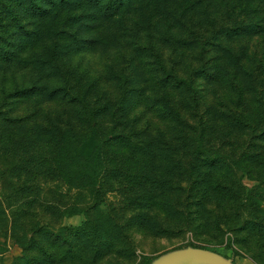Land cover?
Listing matches in <instances>:
<instances>
[{
	"label": "rangeland",
	"instance_id": "374dc122",
	"mask_svg": "<svg viewBox=\"0 0 264 264\" xmlns=\"http://www.w3.org/2000/svg\"><path fill=\"white\" fill-rule=\"evenodd\" d=\"M80 1L38 19L0 0V264H149L187 247L264 264V31L231 34L264 29V0ZM154 57L197 96L161 83ZM61 87L85 103L50 100ZM167 103L179 124L158 118ZM56 125L73 131L65 163Z\"/></svg>",
	"mask_w": 264,
	"mask_h": 264
},
{
	"label": "trees",
	"instance_id": "16d2710c",
	"mask_svg": "<svg viewBox=\"0 0 264 264\" xmlns=\"http://www.w3.org/2000/svg\"><path fill=\"white\" fill-rule=\"evenodd\" d=\"M41 2L44 1L45 4H42L39 2V0H27L26 2V7L25 9L30 11L28 12V14H31L34 18H38V19H45L49 17V14H51V7H59V8H64L66 6H72L74 4L71 5V2H80V0H59V5L56 6L55 2L53 0H46L47 2H49V4L45 1V0H40ZM132 0H84L83 5H87L89 7H91V9H96V10H105L107 11L108 14H116L115 12H118L116 9H121L123 6L128 5ZM76 5V3H75ZM10 10V8H8ZM104 11V15H106V12ZM108 16V15H107ZM54 17V16H53ZM10 20H13L15 23L16 27H21V33L18 35L20 38L22 39H26L27 41H30L29 39H31V32H29L28 30H26L25 28H23L24 26L21 25V23L18 21L19 17L16 16L11 17ZM237 28H233L231 30V34L232 36H239L241 34H247L249 36H254L255 34L261 33L264 31L263 26L261 27H257L255 24L253 25H246V26H242V28L240 29V31H237ZM41 32V30L37 31V33H32V37H38L39 33ZM231 36V37H232ZM156 58V57H154ZM155 61L157 62V64L159 65V68L161 70V79L160 82L161 83H165L164 85L167 86L169 85V87L174 90V91H178V92H185L187 94H189L191 97H196L197 96V90L196 87L191 80L187 81L185 79H179L176 76L173 75V73L164 68V65L162 64V62L160 61V59L156 58ZM208 70V69H207ZM207 70L205 68L203 69H199V70H195L191 73V75L193 76V74H202V76L206 77V72ZM233 78L237 79L235 74H233ZM214 80H216L215 78H212ZM58 90L62 91V95H67L68 99H72L74 100V102L76 103H85L84 101V97L83 95H79L77 93H72L70 88L67 87H61V88H56L53 90L49 91V94L51 95V99H53L54 93H56ZM55 99V98H54ZM61 99V98H59ZM62 100V99H61ZM130 104H127L125 107H129ZM174 105H170L169 103L164 104L162 106V109L158 108V112H160L162 115H158L159 119H161L162 122L165 123H175V124H179L180 121H182L181 119H179V113L178 110L176 109V107ZM86 110H88L86 108ZM89 112H87L88 115H92L94 113V111L89 110ZM155 112H157V110H155ZM168 116L172 119H170V122L166 119H168ZM244 119H242V117H234V121H236L237 123H239V125L243 124ZM57 131H56V142L58 141L60 143V146L58 148V153H61V155H59L61 157V161L65 163V160L63 158V154L67 157L68 155V151H67V147L65 146V150H63L64 148V142L65 141H69L72 142V127H66L63 128L62 126L56 125ZM148 130V129H147ZM146 130V131H147ZM112 138H116V142L117 143H121V144H126L128 143V139L126 140L124 137H120L119 135H109V140L110 141ZM121 138V139H120ZM125 139V140H124ZM82 142V138L79 135V137L76 139L75 142ZM104 143L106 144V139L104 141ZM147 144L150 143V140H147L146 142ZM84 144V143H83ZM63 152V153H62Z\"/></svg>",
	"mask_w": 264,
	"mask_h": 264
},
{
	"label": "water",
	"instance_id": "95a60500",
	"mask_svg": "<svg viewBox=\"0 0 264 264\" xmlns=\"http://www.w3.org/2000/svg\"><path fill=\"white\" fill-rule=\"evenodd\" d=\"M193 258H201L208 264H233L219 253L197 247L171 250L154 258L149 264H195L191 263Z\"/></svg>",
	"mask_w": 264,
	"mask_h": 264
}]
</instances>
